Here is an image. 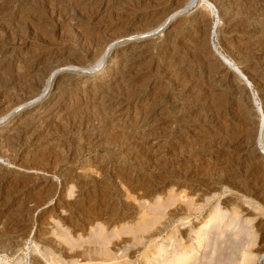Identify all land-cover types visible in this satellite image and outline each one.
<instances>
[{
  "label": "rangeland",
  "instance_id": "374dc122",
  "mask_svg": "<svg viewBox=\"0 0 264 264\" xmlns=\"http://www.w3.org/2000/svg\"><path fill=\"white\" fill-rule=\"evenodd\" d=\"M191 1L0 0V264H264V0Z\"/></svg>",
  "mask_w": 264,
  "mask_h": 264
},
{
  "label": "bare ground",
  "instance_id": "6f19581e",
  "mask_svg": "<svg viewBox=\"0 0 264 264\" xmlns=\"http://www.w3.org/2000/svg\"><path fill=\"white\" fill-rule=\"evenodd\" d=\"M198 1L200 0H192L189 4V7H192L193 5H195L196 3H199ZM205 1H208L209 0H205ZM217 12L219 13V11L217 10ZM216 35V32L214 33V36ZM214 39V37H213ZM240 49V48H239ZM112 50V49H111ZM238 50V49H237ZM239 51V50H238ZM236 52V51H235ZM240 53V52H239ZM201 54V52H200ZM241 54V53H240ZM109 55V54H108ZM234 55V54H233ZM238 55V54H237ZM239 56V55H238ZM208 57V56H207ZM224 58V57H223ZM216 61V60H214ZM223 61V60H222ZM226 61V62H225ZM225 61L224 62H220V63H217L218 65L217 68L221 69V70H216V74L214 75L215 77L217 76V73L218 74H221L223 71H225L226 69H229L228 72H227V77H230V75H234L235 74V71L234 70H241L239 68V66H237L236 63H234V61L228 59L225 57ZM208 62V61H207ZM215 63V62H214ZM227 71V70H226ZM242 71L244 70H241V73ZM244 73V72H243ZM54 74V73H53ZM64 74V73H63ZM251 75V74H250ZM243 76V75H242ZM212 77V76H211ZM248 77V76H247ZM52 78H55V74L47 81L45 82L44 77L42 78V80L37 84L36 86V89L39 93H40V97H44V96H47L49 94L52 93ZM214 78V77H212ZM211 79V78H210ZM251 82V81H250ZM34 90V91H35ZM25 91V90H24ZM36 91V92H37ZM32 93V92H31ZM238 93V92H237ZM241 93V92H240ZM34 94V93H33ZM36 94V93H35ZM34 94V95H35ZM31 95V94H30ZM37 95V94H36ZM35 95V96H36ZM25 97V96H24ZM31 99V97H29ZM34 99V97H32ZM39 98V97H38ZM26 99V98H25ZM28 99V98H27ZM22 101V100H21ZM27 101V100H26ZM24 101V102H26ZM34 104L33 101L31 102H28L27 103V106H30ZM5 127V126H4ZM8 127V126H7ZM5 127V128H7ZM264 127V123H263V126ZM4 130V129H3ZM6 130V129H5ZM1 131V130H0ZM260 133V132H259ZM262 134H259V136H261ZM5 141V140H4ZM2 143V141H1ZM6 143V142H5ZM4 143V144H5ZM245 143V142H244ZM3 144V143H2ZM248 148V147H247ZM6 148H4L5 150ZM255 149V148H254ZM10 151V150H9ZM3 152V151H2ZM8 152V151H7ZM7 152H5V154H8ZM4 153V152H3ZM10 155V153H9ZM8 156V155H6ZM15 156V155H14ZM254 156L255 157H258L259 155L257 153H254ZM16 157H18L16 155ZM15 158V157H14ZM16 159V158H15ZM4 160V157L2 155H0V161ZM14 161V159H13ZM17 161V160H16ZM182 200V201H185L186 202H189V199L186 198L184 195L181 196V194L179 196H173V197H169L168 200H167V204L168 202L170 201H175V200ZM174 203V202H173ZM171 205V204H170ZM162 208V207H161ZM160 208V209H161ZM164 209V208H163ZM181 209V208H180ZM246 209V210H245ZM243 212L240 211V213H244L245 214L247 212H250L251 209L248 207V208H245ZM179 210V209H178ZM163 211V210H162ZM167 210H165L164 212H166ZM176 211V210H174ZM173 211V212H174ZM177 212V211H176ZM179 212V211H178ZM176 214V213H175ZM238 215V214H236ZM214 215L210 216V218L208 219L209 222L211 221H214V223H212V226L211 227H208L209 225H204V226H201L200 228H198L197 230V234L200 236V237H203V239L206 241V244H207V247H208V252H207V262L208 264H254V256L252 255V252L253 251H250L251 250V247L254 246L252 240H254V236L256 234V231L254 229L256 228H252V225H251V222L250 221H245L243 226L241 227L240 229V232H238L236 235H232L231 233H227L226 230L222 229V226H221V220H222V217L221 215L218 216V217H213ZM168 218V217H167ZM161 219V218H160ZM163 219V217H162ZM237 220V217L235 218ZM157 220V219H156ZM167 221V220H166ZM168 222V221H167ZM167 224V223H166ZM263 225V224H262ZM141 227V226H140ZM144 227V226H143ZM150 227V226H149ZM208 227V228H207ZM145 228V227H144ZM258 228V227H257ZM264 228V227H263ZM234 230V229H233ZM247 231V237H246V241H248L249 239V243H248V249L245 250L247 247H245V249L242 250L241 249H237V248H232V245H235L237 240H239L241 234L244 232V231ZM264 232V230H262ZM235 232V231H234ZM233 233V232H232ZM257 235V234H256ZM258 236V235H257ZM254 238V239H253ZM229 240L232 242H230L232 245L231 246H228L226 247L225 249V242ZM255 243V242H254ZM244 244V243H243ZM253 244V245H252ZM245 245V244H244ZM243 245V246H244ZM252 245V246H251ZM263 245V244H262ZM261 247V246H260ZM250 248V249H249ZM262 249H264L262 247ZM181 251L180 252H177L175 251V253L173 254V256L170 258V257H165V260H163V264H179L182 260L184 259H192V251H187V250H182V248L180 249ZM190 250V249H189ZM206 256V255H205ZM185 261V260H184ZM191 264H196V259H194V261L191 263Z\"/></svg>",
  "mask_w": 264,
  "mask_h": 264
}]
</instances>
